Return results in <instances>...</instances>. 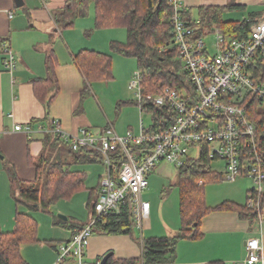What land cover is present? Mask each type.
Segmentation results:
<instances>
[{"label":"crops","instance_id":"obj_1","mask_svg":"<svg viewBox=\"0 0 264 264\" xmlns=\"http://www.w3.org/2000/svg\"><path fill=\"white\" fill-rule=\"evenodd\" d=\"M176 1L180 4L181 1L187 3L189 0ZM65 2L66 0H0V47L6 42L16 59V69L10 75L3 70V55L0 53V229L2 231L9 232L8 228L12 226L14 229L15 205L9 190L7 168L12 167L22 181L29 182L34 179L35 172L28 165L27 156L29 154L38 157L41 154L45 132L39 131L40 127L49 130L50 122L56 120L59 129L69 136L77 135L79 130H87L92 132V135H96L107 127H112L120 136L127 132L137 135L141 126L145 128L142 122L144 113L137 105H123L117 111L119 104L127 100L117 101L116 114L112 121L96 99L93 91L95 83L85 86V79L75 64L74 56L84 49L101 53L105 51L89 47V42L97 39L94 35L78 40L72 36L73 31L67 29L62 31L57 28L53 16L63 8ZM200 2L201 0L199 3L191 1V4L198 5ZM209 2L211 4L198 5V7L226 6L227 0H209ZM235 2L236 5L245 8L246 17L249 13L256 12L264 15V0H235ZM99 41L103 42V39ZM107 42L109 44L110 41ZM50 54H53L56 62L54 75L58 90L47 106L37 100L31 82L47 77L45 61ZM16 125H28L32 131L29 134L22 131L14 132L13 128ZM145 130H148V127ZM94 165H100L101 172L96 174L93 187L86 189L88 193L82 197L85 210L89 204L92 208L97 194L95 189L98 188L104 172L102 164L89 166ZM242 178L246 177L240 179ZM155 183L156 178H153L152 172L148 177V190L150 184ZM246 188L242 185L240 189L230 191V195L223 202L244 205L248 193L253 189L252 181L251 188ZM92 189L94 191L90 192ZM148 190L142 194V200L145 202H148L146 200ZM78 194L66 201H73L72 199ZM177 205L173 206L167 200L157 205H150V215L142 222L141 229L133 224L134 227L129 235H104L94 229L85 250V260L95 264L108 253H112L116 259L137 258L141 254L143 238L174 237L180 229ZM261 211L264 213V204ZM86 212L83 219H77L72 215L73 213H69L66 215V221L61 220L66 223L65 225L56 224L53 219L51 231L54 235H46L43 238L37 236L36 243L21 246L22 259L26 264H55L58 247L66 243L75 230L82 228L88 222L91 210ZM255 225L256 221L250 223L235 212L210 213L201 220L199 231L202 237L179 241L175 249V261L171 264H208L214 261L223 264H241L246 256L244 247L246 240L256 237ZM56 229L58 232H55ZM262 246L264 252V226Z\"/></svg>","mask_w":264,"mask_h":264},{"label":"trees","instance_id":"obj_2","mask_svg":"<svg viewBox=\"0 0 264 264\" xmlns=\"http://www.w3.org/2000/svg\"><path fill=\"white\" fill-rule=\"evenodd\" d=\"M199 6L196 18L193 19L187 9L182 17L189 26L199 21V29L217 28L229 39H244L249 34L250 26L264 18L263 13H249L245 20H225L224 13L242 6ZM93 10V29L125 30L124 42H109V51L124 58L135 60L136 71L142 76L143 94H158L164 88H178L185 79L180 70L178 52L170 48L172 41L171 17L173 7L171 0H66L63 8L55 13L53 20L59 30L74 27L78 20L85 19ZM89 34H86L88 36ZM75 64L85 79V86L98 82H107L112 78V56L96 50H80L74 56ZM55 60L48 55L45 65L47 77L31 82L37 100L47 106L57 93V80L54 75ZM254 81L264 83V64H259L253 73ZM86 89V88H85ZM263 100L253 99L245 108L246 118L255 126L256 150L262 161L261 171L264 174V110ZM137 105L133 101L119 104ZM141 112L149 115L148 133L161 131L170 125V114L167 109L151 104H142ZM112 165L122 162L120 152L110 153ZM207 149L202 148L197 159H187L177 170L175 186L178 191V214L180 229L174 237H151L141 240V254L133 259H116L112 255L104 264H171L175 261V249L179 241L196 240L202 237L199 231L201 220L208 214L220 211L235 212L242 219L253 223L258 212L248 209L246 203L238 205L233 202H222L210 207L204 200V185L223 181L222 175L211 169ZM27 163L34 169L32 181L20 180L12 167L7 168L9 190L15 205L13 218L14 229H0V264H26L20 255L22 245L36 243L37 222L28 211H41L49 214L51 207L59 201L70 200L75 194L84 190L86 174L75 166L102 164L101 157L89 149L73 152L65 143L52 134H44L42 151L38 157L28 154ZM96 188V193H97ZM92 189L90 192H93ZM251 194V193H248ZM264 204V191L261 194V207ZM19 208L24 210H19ZM56 224L66 223L54 218ZM128 202L117 215H110L94 227L104 235H129L133 229ZM102 260V259H101ZM208 264H223L220 261Z\"/></svg>","mask_w":264,"mask_h":264},{"label":"built area","instance_id":"obj_3","mask_svg":"<svg viewBox=\"0 0 264 264\" xmlns=\"http://www.w3.org/2000/svg\"><path fill=\"white\" fill-rule=\"evenodd\" d=\"M172 41L170 48L178 52L180 70L185 79L178 88L167 87L158 94H143L142 76L136 71L128 88L134 92V100L141 111L142 104L165 108L170 115V125L161 131L148 133L142 126L137 135L127 132L118 135L107 127L92 135L79 130L69 136L59 129L56 120L51 128L39 131L52 134L73 152L89 149L102 160L104 172L88 222L75 230L70 239L58 247L55 264H85V250L96 223L110 215H117L128 202L133 224L140 228L150 215L149 203L142 200L148 189V177L160 163L183 166L190 149L203 147L207 156L215 162H223V181L234 182L246 177L253 183L246 207L258 212L256 237L245 242L246 256L241 264H264L262 246L264 213L261 211V194L264 191V174L255 142V126L245 115V108L253 99L264 100V83L255 82L253 73L264 64V18L253 23L244 39L226 38L217 28L199 29V21L189 26L182 17L187 9L171 0ZM214 36V54L210 55L203 38ZM3 70L12 75L16 59L9 45L1 44ZM14 132L31 133V128L16 125ZM120 152L122 162L112 165L110 153ZM197 157V158H198ZM196 158V159H197ZM216 172V171H215ZM101 264V260L95 262Z\"/></svg>","mask_w":264,"mask_h":264},{"label":"rangeland","instance_id":"obj_4","mask_svg":"<svg viewBox=\"0 0 264 264\" xmlns=\"http://www.w3.org/2000/svg\"><path fill=\"white\" fill-rule=\"evenodd\" d=\"M199 3V0H189L187 3L181 1L180 4L182 8L189 9L193 18H196L197 15V8L198 5H209L211 4L209 0H201L200 4H191ZM231 1L227 0L226 5H228ZM233 4H236L235 0H233ZM264 11V10H263ZM245 8L240 9H230L228 12L224 13V19H239L243 16L246 17ZM84 27V28H83ZM73 31L71 34L75 38L82 39L85 37L86 34L94 38L89 42V47H95V49L101 50L104 49L105 53L111 54L112 56V65H111V75L112 78L107 82L95 83L93 85V91L95 92L96 99L99 105L102 106L104 112L114 121V117L116 114V104L117 101L120 100H127L133 101L134 100V92L128 88L129 83L131 81L132 75L136 72V63L134 59L131 58H124L119 55L113 54L109 51V44L107 41H119L124 42L126 39L125 30L122 28L119 29H111V30H98L94 31L93 29V10L90 11V15L85 18L78 20L74 27L71 29H67ZM66 30V31H67ZM86 38V37H85ZM103 39V42L99 41ZM99 41V44H98ZM107 42V43H106ZM203 43L206 51L210 54H214V36L208 35L207 37L203 38ZM128 73V74H127ZM128 75V76H127ZM262 110H264V100L262 103ZM142 122L145 128L150 126V117L149 115L143 114ZM189 157L191 159H196L198 157V151L196 149H190ZM74 169L84 170L86 173L85 178V187L86 189H90L94 185L95 176L97 173L101 172L100 165H94L86 167L75 166ZM211 169L216 171L215 173H223L224 163L223 162H211ZM176 175L177 169H175L172 165L166 163H160L156 166L155 170L153 171V178H156V183L154 185L150 184L148 192V197L146 200L148 201L149 205H157V203L162 202L163 200H167L168 202L172 203L173 206L177 205V188L175 186L176 183ZM236 181V180H235ZM234 181V182H235ZM244 185L247 187L246 189L251 188V181L247 178L238 179L236 183L233 182H226V181H219L215 183H207L204 185V200L208 206L215 205L217 203L221 204L223 201L226 200V197L230 195V191L234 189H240L241 186ZM88 190H84L80 192L73 201H60L51 207V211L49 214L42 213L41 211H28L27 212L32 214L33 219L37 222V236L40 238L43 236H53L54 233L52 230V220L59 215L66 217L69 213H73L74 217L77 219H83L86 211L91 210V204L87 210H85L84 204H82V197L86 196ZM230 197V196H229ZM19 210H24L19 208ZM24 210V211H25ZM75 211V212H74ZM177 213H178V205H177ZM9 231L13 230V226L8 228ZM58 232V229H56ZM60 232V231H59ZM57 234V233H56ZM55 234V235H56ZM24 246V245H22ZM48 248V247H46ZM84 263L86 264H93L94 262H90V260H85ZM69 263V262H68ZM65 263V264H68Z\"/></svg>","mask_w":264,"mask_h":264},{"label":"water","instance_id":"obj_5","mask_svg":"<svg viewBox=\"0 0 264 264\" xmlns=\"http://www.w3.org/2000/svg\"><path fill=\"white\" fill-rule=\"evenodd\" d=\"M58 219L63 220V221H66V220H67L66 217L61 216V215L58 216ZM111 256H112V253H108V254H106V255L102 258V260H101V264H104L105 261H106L108 258H110Z\"/></svg>","mask_w":264,"mask_h":264}]
</instances>
